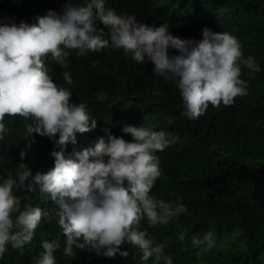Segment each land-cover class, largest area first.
Here are the masks:
<instances>
[{
	"label": "trees",
	"instance_id": "16d2710c",
	"mask_svg": "<svg viewBox=\"0 0 264 264\" xmlns=\"http://www.w3.org/2000/svg\"><path fill=\"white\" fill-rule=\"evenodd\" d=\"M68 0H0V20L17 25L36 22L48 10L58 14ZM81 4L83 0H72ZM116 12L135 15L137 22L149 26L167 23L170 33L182 39L199 41L202 29L228 32L240 42L244 57L251 55L259 66L252 71L241 65L240 78L247 83V95L234 97L230 105L209 104L204 114L191 120L182 113L183 103L175 83L153 73L154 65L145 59L135 62L122 49L111 47L85 56L69 50L66 67L44 57V64L53 82L68 88L70 103H86L95 129L76 134V144H67L65 158L76 160V153L93 148L98 138L111 135L131 140L122 129L126 125L164 131L171 143L156 154L160 176L150 191L165 202L183 203L187 212L167 224L149 225L142 219L140 230L163 243L164 253L173 264H201L200 249L192 238H202L215 229L220 233L241 229L246 249L218 253L213 264H262L264 256V0H108ZM7 18V20H5ZM97 26H104L97 21ZM107 33V29H104ZM169 49V55H177ZM69 72L68 84L62 73ZM158 93V94H155ZM8 132L0 140V177H15L20 163L33 175L46 174L54 168V140L33 133L35 142L27 147L26 125L31 118L6 116ZM58 139V134L56 136ZM25 151L24 160L19 153ZM27 183V182H26ZM21 205L39 206L49 212L42 217L33 239L23 249L10 246L0 264H35L43 252L42 241L56 240V264H152L140 260L138 249L122 244L112 258L97 255L90 248L73 249L72 256L63 253L65 236L58 225L55 203L39 188L28 192L14 188ZM184 234V239L179 237Z\"/></svg>",
	"mask_w": 264,
	"mask_h": 264
},
{
	"label": "clouds",
	"instance_id": "9594fccd",
	"mask_svg": "<svg viewBox=\"0 0 264 264\" xmlns=\"http://www.w3.org/2000/svg\"><path fill=\"white\" fill-rule=\"evenodd\" d=\"M108 0H68L61 13L48 10L29 24L0 20V140L8 132L5 117L19 115L31 118L24 137L27 147L35 142L33 133L52 140L54 168L46 174H32L20 163L15 177H0V258L10 246L23 249L34 236L42 217L49 212L39 206L21 205L22 197L14 188L47 194L55 203L54 215L65 236L63 253L90 248L107 258L119 253L122 244L138 249L140 260L152 264H173L165 245L155 244L140 230L141 220L149 225L167 224L187 212L183 203L165 202L150 194L160 176L156 154L171 141L164 131L128 126L122 131L131 140L116 137L103 129L93 148L76 153V160L66 159L67 144H76V134L96 128L86 103H70L71 91L53 82L44 64V57L66 67L69 50L85 56L111 47L140 64L147 58L153 73L175 83L183 103V115L194 120L203 115L209 104L230 105L234 97L247 95V83L240 78L241 65L252 71L259 66L251 55L244 57L237 38L228 32H214L205 27L202 39L173 36L167 23L149 26L137 22L135 15L117 13L106 6ZM7 20V18H5ZM99 21L104 27L97 26ZM104 29H107L105 33ZM169 49L177 55H169ZM71 84L70 73H62ZM158 94V93H155ZM58 134V139L56 136ZM24 160L25 151L19 153ZM27 182V183H26ZM181 240L184 234L181 233ZM192 245L201 252L215 245L212 232L192 238ZM56 240L42 241L43 252L35 264H56Z\"/></svg>",
	"mask_w": 264,
	"mask_h": 264
},
{
	"label": "rangeland",
	"instance_id": "374dc122",
	"mask_svg": "<svg viewBox=\"0 0 264 264\" xmlns=\"http://www.w3.org/2000/svg\"><path fill=\"white\" fill-rule=\"evenodd\" d=\"M214 234L215 245L208 249L207 251H203L200 253L201 256V264H213V258L222 252H226L229 250H237V249H246L247 245L245 240L243 239V231L241 229H235L231 232L220 233L213 229L210 231ZM262 264H264V256Z\"/></svg>",
	"mask_w": 264,
	"mask_h": 264
}]
</instances>
